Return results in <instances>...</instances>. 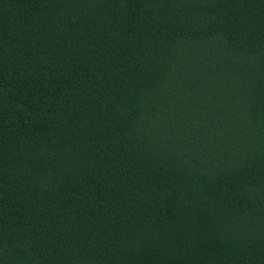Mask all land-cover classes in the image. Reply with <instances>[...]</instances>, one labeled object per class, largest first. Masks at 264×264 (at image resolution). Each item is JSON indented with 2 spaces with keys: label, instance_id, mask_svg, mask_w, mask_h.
Returning <instances> with one entry per match:
<instances>
[{
  "label": "trees",
  "instance_id": "trees-1",
  "mask_svg": "<svg viewBox=\"0 0 264 264\" xmlns=\"http://www.w3.org/2000/svg\"><path fill=\"white\" fill-rule=\"evenodd\" d=\"M0 264H264V0H0Z\"/></svg>",
  "mask_w": 264,
  "mask_h": 264
}]
</instances>
